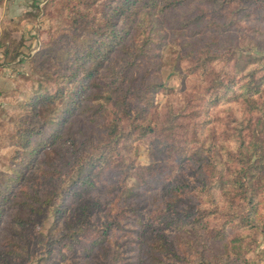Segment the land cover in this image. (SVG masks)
<instances>
[{
	"label": "rangeland",
	"instance_id": "rangeland-1",
	"mask_svg": "<svg viewBox=\"0 0 264 264\" xmlns=\"http://www.w3.org/2000/svg\"><path fill=\"white\" fill-rule=\"evenodd\" d=\"M122 1L98 0L89 10L90 16L80 23L71 10L73 2L67 5L62 0H0V8L16 7L15 11L0 9V36L1 22L12 19L20 21V28L12 30V38L21 41L17 48L13 47L16 59L9 63L5 61V46L0 44V194L5 196L0 218V264H184L186 251L197 247L194 228L189 226L183 237L177 226H167L160 217L166 215L163 183L189 181L194 185L198 164L178 163L168 152L160 153L154 135L143 136L142 131H137L127 152L136 170L152 165V173L142 175L145 171L139 169L127 174L116 157L111 165L104 166L101 175L91 172L82 185H71L73 172L67 166L60 176H41L42 169L55 157L56 161L61 159L60 151L68 148L50 146L59 124L66 127L71 119L78 122L73 130L77 133L78 153L91 150L98 142L95 131L100 123L118 114L110 89L131 84L128 92L124 91L131 104V117L123 120L127 127L129 121L143 116L161 126L169 104L177 101L178 108L183 103L185 108L175 112L187 115L181 120L189 125V150L201 144L194 135L197 124L202 130L201 138L213 133L217 143L227 139L234 145L241 133L248 138L254 131L264 133V115L245 112L240 99L230 96L218 104L207 102V93L214 84H221L222 78L234 84L236 79V88L245 82L241 76L248 67L258 66L257 58L264 56V12L261 8L254 11L251 0L242 7L240 0H192L186 7L168 10L167 16L156 13L146 18L148 10L140 12L135 5L112 19L120 30L117 39L122 41V35H127L124 28L131 25L130 36L112 53L99 49L105 61L102 67L99 60L88 63L94 74L87 82L86 71H79L78 76L59 75L82 69L71 56L64 57L70 65L63 63L60 51L74 52L85 47L83 41L98 32L109 33L112 9ZM187 20L190 22L185 24ZM44 47L53 53L36 58ZM263 74L264 70H260L257 76ZM64 81L63 97L58 102L46 99L47 93H39L42 85L51 86L52 92L62 91ZM152 81L163 85L150 92L147 86ZM78 82L89 86V98L77 100ZM139 94L151 97L144 111ZM69 136L68 130L63 132L64 139ZM209 177L213 179L212 171L205 168L207 184ZM39 179L44 183L39 184ZM34 180L42 202L36 203L37 210L28 211L32 200L28 192ZM49 189L56 190L45 200ZM188 197L186 202H179V210L188 209ZM20 215V221L15 222ZM209 226L218 230L220 221L214 219ZM14 231L26 234V240ZM74 231L75 236H69ZM229 231L231 235L234 230ZM160 234L166 249L158 251L157 262L148 260L139 248ZM21 244L27 246L20 247ZM103 244L106 255L101 254ZM263 249L264 238L259 233L257 242L236 264L257 260ZM256 262L264 264V259Z\"/></svg>",
	"mask_w": 264,
	"mask_h": 264
},
{
	"label": "trees",
	"instance_id": "trees-1",
	"mask_svg": "<svg viewBox=\"0 0 264 264\" xmlns=\"http://www.w3.org/2000/svg\"><path fill=\"white\" fill-rule=\"evenodd\" d=\"M67 5L72 4L74 11L73 15L76 22H83L90 16V9L98 2V0H62ZM247 0H240L241 7L245 5ZM254 6V11H258L261 8L264 12V0H251ZM192 0H123L119 6L113 7V15L110 19L111 30L109 33L98 32L99 35L90 37L83 41L86 46L81 49H76L74 52L68 51L62 53L60 51V60L70 65L67 61H64V57L71 56L74 60V64L82 67V69H76L73 73H61L59 75L78 76L79 71L84 73L86 71V82L94 74L87 66L90 61L99 60V66H103V62L106 56L101 57L99 49H108V52H113L118 45H124L123 41L130 36L131 25L125 27L127 35H122L123 40L119 38V29L114 23V17L116 15H123L129 12L131 7L138 6L141 9L140 12L146 11L144 18L147 15H156L160 13L163 16H167L168 10H176L190 5ZM134 11L135 8L133 9ZM158 10L157 12H154ZM26 18L22 17L21 19ZM113 19V20H112ZM190 20H187L185 24H188ZM8 23H12V26ZM20 21H2V34L0 36V44L5 46V61L7 63L16 59L17 54L12 55L13 47L19 46L21 41H17L12 38V30L20 28ZM103 36V38H102ZM119 40V41H118ZM17 48V47H16ZM92 48V49H90ZM261 50L264 51L263 48ZM53 53L46 47L39 51L36 55L41 57L44 54ZM43 60V59H42ZM258 66L248 67V69L242 78L245 82L239 84L236 88L238 80L233 79L234 84L230 81L226 82L222 78L221 84H214L211 87V91L207 93V102L214 104L221 103L223 100H228L231 96L233 99H240L239 102L244 106V111L257 112L264 115V74L257 76L260 70H264V56L257 58ZM90 71V72H89ZM89 72V75H88ZM128 78L126 74L124 76ZM64 81L61 84L62 91H51L52 87L48 85H42V90L39 92L47 93L46 99H53L58 102L62 99L64 92ZM161 81H152L147 86L148 90H156L158 86H162ZM127 87V88H126ZM131 84L124 85L123 87H117L110 89V96H112V105L116 107L118 114L113 115L105 123H100V126L96 129L95 137L97 143L92 145V149L86 150V152L78 153V145L75 140L77 133L75 129L77 121L71 119L66 123V127L59 124L54 133H52V140L50 146L64 147L68 146L63 152L60 151V157L56 161H50L45 168L42 169V175H48L53 177L54 173L60 176L63 169L67 166L73 172L71 177V185H82L87 182L91 172L101 175L104 166H109L113 163V160L119 158V166H124L123 170L127 174H133L139 169H143L146 173H152L153 166H143L136 170L134 162L128 160L127 152L130 150L128 145L131 137L137 131H142L143 136L154 135L156 146L160 153L168 152V155L173 156L175 162H187L188 165L197 166L196 170V183L192 185L189 181H165L161 189L164 202L166 203V215L160 217V220L165 222L167 226H177L184 237L186 231L194 228L197 233L196 239H194L197 247L191 246V250L186 251L185 263L188 264H236L241 260V256L250 251L252 244L257 242L258 234L262 233L264 238V133H255L251 137L240 135V138L235 139L234 145L227 139L220 140L219 143L215 140V134L210 133L208 137L201 138V128L197 124V129L194 135L197 136L198 141L201 143L195 149L189 150L187 148V135L189 132V125L185 124L183 120L187 117L185 113H176V110H183L185 105L183 103L180 107H176L177 101L171 102L166 108L165 120L162 125L154 124L153 121L147 120V117L143 116V119L136 120L134 122L129 121L124 125V121H128L131 117V104L126 100V94ZM114 98V94H119ZM148 93V92H147ZM75 95L77 100L80 101L82 97L89 98L91 95L89 86L85 82H78L75 89ZM139 100L143 103L142 110H146L150 105L151 97L148 94L138 95ZM34 99V95L32 96ZM73 114V113H72ZM264 120V119H262ZM89 123V122H88ZM237 125L238 121H236ZM68 130L70 136L66 139L63 137V132ZM264 130V129H263ZM75 134V135H73ZM236 136V133H234ZM210 137V138H209ZM69 139L71 141L69 142ZM60 142V143H58ZM123 142V143H122ZM171 152V153H170ZM59 156V154H58ZM197 156V157H196ZM205 168L208 171H212V177H210V184H207L205 180ZM141 171V170H140ZM34 176V175H33ZM210 176V175H209ZM39 179V184L44 183V179ZM32 183V189L28 192L32 200L29 201L28 211L37 210V202H42L40 198V188ZM54 190L45 191V200L51 197V193ZM186 193V194H185ZM191 197L190 202L187 204L188 209L185 211L179 210V202H186L185 198ZM188 197V198H189ZM5 196L0 194V218L4 212ZM84 215V213H83ZM22 215H20L15 222L20 221ZM220 221L219 229H211L209 225L213 220ZM23 222V219L22 221ZM20 222V223H21ZM208 231H206V230ZM229 229L234 230L229 235ZM205 230V231H200ZM77 233V232H76ZM75 231L69 236H75ZM14 234L20 235L21 238L26 240V234L14 231ZM67 234H70L68 232ZM158 238H154L143 245L139 251L149 260L155 259L158 261L160 249H166L162 244V235H158ZM199 237H201V245L199 244ZM23 246L22 244L19 245ZM24 245L23 247H26ZM200 246V248L198 247ZM187 248V247H186ZM101 254H108L106 246L103 244L100 246ZM171 250L168 249L167 252ZM262 255L257 256V260L264 259V249L261 251ZM195 257H194V256ZM157 257V258H156ZM162 261V259H160ZM256 259H246L247 264H257ZM148 264V263H145Z\"/></svg>",
	"mask_w": 264,
	"mask_h": 264
},
{
	"label": "crops",
	"instance_id": "crops-1",
	"mask_svg": "<svg viewBox=\"0 0 264 264\" xmlns=\"http://www.w3.org/2000/svg\"><path fill=\"white\" fill-rule=\"evenodd\" d=\"M4 7H5V9L8 10V11H9V10H10V11H11V10H14V11H15V8H16V7H14V6H10V5H9V6L4 5ZM7 8H8V9H7ZM0 9H1V10H5L3 7H1ZM6 10H5V11H6ZM12 17H15V16H12Z\"/></svg>",
	"mask_w": 264,
	"mask_h": 264
}]
</instances>
